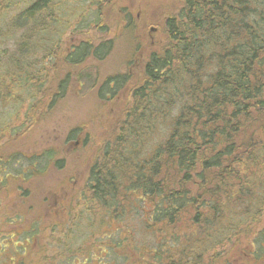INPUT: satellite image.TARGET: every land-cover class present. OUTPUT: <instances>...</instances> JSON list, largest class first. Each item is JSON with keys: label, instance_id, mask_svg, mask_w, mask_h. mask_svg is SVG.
Here are the masks:
<instances>
[{"label": "trees", "instance_id": "obj_1", "mask_svg": "<svg viewBox=\"0 0 264 264\" xmlns=\"http://www.w3.org/2000/svg\"><path fill=\"white\" fill-rule=\"evenodd\" d=\"M14 1V9H9L13 0H0V74L9 79L0 86V98L18 82L16 93L41 101L30 106V119L36 120L49 90L46 85L51 86L50 71L43 67L44 88L43 74L31 60L38 53L44 60L51 58L72 18H82L87 11L56 8L58 1L74 0ZM165 27L163 52L152 55L145 65L144 82L133 91L110 149L91 168L83 203L85 212L104 213L106 235L114 234V230L107 233L114 221L140 214L146 237L138 246L134 228H123L99 248L113 264H199L200 248L214 237L216 249L241 243L252 246L249 255H260L264 253V0H185L178 15L166 19ZM8 40H13L9 50ZM110 44L74 47L69 61L76 65L90 56L101 60ZM3 60L7 66H1ZM111 81L98 92L100 99L113 97L108 91ZM126 81L119 76L112 84L118 88ZM175 104L180 108L167 135L146 150L143 138ZM34 158L30 172L20 170L13 176L7 168L16 163L7 167L11 160L0 158V190L15 179L36 175L40 170ZM127 248L142 250L143 255L137 258ZM21 250L25 252V247Z\"/></svg>", "mask_w": 264, "mask_h": 264}, {"label": "rangeland", "instance_id": "obj_2", "mask_svg": "<svg viewBox=\"0 0 264 264\" xmlns=\"http://www.w3.org/2000/svg\"><path fill=\"white\" fill-rule=\"evenodd\" d=\"M184 1L56 3V8L66 7L78 13L86 10L87 14L72 18L51 58L44 60L38 53L31 60L43 74L41 81L47 76L43 67L50 71L51 86L46 85L49 90L44 92L43 105L40 104L43 108L36 111V120L30 119V106L41 101L21 91L16 93L18 82L8 86L0 98V158L11 160L7 167L16 163L6 167L12 176L20 170L30 172L34 156L40 170L36 175L15 179L0 190V249H5L0 251V264H113L108 262L101 245L107 237L114 238L128 227L134 228V241L141 246L146 236L140 227V214L130 213L123 222L114 221L107 228V233L114 230V234L106 235L104 213L84 211L85 189L91 180L92 166L112 145L131 105L133 91L144 82L145 65L152 55L163 52L166 19L178 15ZM15 2L9 9H14ZM8 41L9 50L13 40ZM110 42V51L101 60L90 56L76 65L69 61L73 60L70 51L74 47ZM7 65L1 61L2 67ZM119 76L127 81L117 88L112 82ZM109 79L112 86L108 91L114 95L100 99L98 92ZM8 81L7 74H0V86ZM42 82L45 88V81ZM7 93L13 96L6 97ZM179 108L180 104L170 106L166 110L168 118L154 122L151 133L143 138L146 150H152L166 136ZM169 241L167 237L166 242ZM212 241L200 248L199 264H225L224 260L230 264H264V253L248 254L252 246L229 242L216 249L217 239ZM127 249L137 258L143 255L142 250Z\"/></svg>", "mask_w": 264, "mask_h": 264}, {"label": "bare ground", "instance_id": "obj_3", "mask_svg": "<svg viewBox=\"0 0 264 264\" xmlns=\"http://www.w3.org/2000/svg\"><path fill=\"white\" fill-rule=\"evenodd\" d=\"M88 6V5H87ZM262 6V5H261ZM83 7V6H82ZM258 7V6H257ZM82 9V8H81ZM79 19V18H78ZM95 39V38H94ZM23 51V50H22ZM23 53V52H22ZM27 53V52H26ZM26 60V59H25ZM155 62V61H154ZM28 64V63H27ZM4 65V64H3ZM20 67V66H19ZM22 67V66H21ZM71 67V66H70ZM182 70V69H181ZM23 71V70H22ZM184 75V74H183ZM211 75V74H210ZM16 76V75H15ZM203 76V75H202ZM21 77V76H20ZM179 78V77H178ZM177 78V79H178ZM173 79V78H172ZM181 79V78H180ZM175 82H176V80H174ZM178 81V80H177ZM168 82V81H167ZM171 84V83H170ZM173 84V83H172ZM147 86V85H146ZM178 86V85H177ZM174 88V87H173ZM138 89V88H137ZM175 89V88H174ZM167 90V89H166ZM178 90V89H177ZM187 90V89H186ZM180 91V90H179ZM182 91V90H181ZM180 91V92H181ZM159 92H160V90H159ZM176 92V91H175ZM175 94V93H174ZM151 95V94H150ZM133 96V95H132ZM184 96V95H183ZM187 96V95H186ZM170 97V96H169ZM178 97V96H177ZM170 100V99H169ZM168 100V101H169ZM175 100V99H174ZM150 101V100H149ZM165 101V100H164ZM156 103V102H155ZM164 103V102H163ZM181 103V102H180ZM149 105V104H148ZM171 105V104H170ZM169 105V106H170ZM178 106H179V104H178ZM168 107V106H167ZM143 108V107H142ZM141 108V109H142ZM153 108V107H152ZM166 108V107H165ZM151 109V108H150ZM161 109V108H160ZM152 110V109H151ZM156 110V109H155ZM162 111V110H161ZM164 111V110H163ZM162 111V112H163ZM225 111V110H224ZM140 113V112H139ZM141 114V113H140ZM144 114H146V113H144ZM131 116V115H130ZM143 116V115H142ZM160 116V115H159ZM158 116V117H159ZM224 116V115H223ZM174 117V116H173ZM166 118H168V117H166ZM220 118V117H219ZM134 119V118H133ZM158 119V118H157ZM228 119V118H227ZM226 119V120H227ZM229 120V119H228ZM239 120V119H238ZM232 121V120H231ZM133 122V121H132ZM235 122V121H234ZM247 122V121H246ZM131 123V122H130ZM149 123V122H148ZM162 123V122H161ZM238 123V122H237ZM136 124V123H135ZM241 124V123H240ZM127 125V124H126ZM189 125V124H188ZM188 125H186V126H188ZM226 125V124H225ZM194 126V125H193ZM202 126V125H201ZM184 127V126H183ZM226 128H228V127H226ZM134 129H135V127H134ZM166 129V128H165ZM177 129V128H176ZM209 129V128H208ZM136 130V129H135ZM210 130V129H209ZM240 130V129H239ZM247 130V129H246ZM165 131V130H164ZM163 131V132H164ZM169 131V130H168ZM248 131V130H247ZM120 132V131H119ZM154 132V131H153ZM178 132V131H177ZM199 132V131H198ZM235 132V131H234ZM167 133V132H166ZM181 133V132H180ZM223 133H225V132H223ZM114 134V133H113ZM137 134H139V133H137ZM136 134V135H137ZM162 134V133H161ZM199 134V133H198ZM203 134H204V132H203ZM206 134V133H205ZM222 134V133H221ZM130 135V134H129ZM158 135V134H157ZM167 135V134H166ZM179 135V134H178ZM76 136V135H75ZM132 136H134V135H132ZM185 136V135H184ZM189 136V135H188ZM229 136V135H228ZM141 138V137H140ZM168 138V137H167ZM179 138V137H178ZM192 138V137H191ZM126 139V138H125ZM138 139V138H137ZM158 139V138H157ZM247 139V138H246ZM169 140V139H168ZM194 140V139H193ZM218 140V139H217ZM158 141V140H157ZM163 141V140H162ZM221 142V141H220ZM135 143V142H134ZM139 143V142H138ZM112 144V143H111ZM157 144V143H156ZM181 144V143H180ZM223 144V143H222ZM117 145V144H116ZM162 145V144H161ZM244 145V144H243ZM105 147V146H104ZM144 147V146H143ZM146 147V146H145ZM215 147V146H214ZM239 147H241V146H239ZM118 148V147H117ZM160 148V147H159ZM249 148V147H248ZM133 149V148H132ZM158 149V148H157ZM234 149V148H233ZM109 150V149H108ZM142 150V149H141ZM212 150V149H211ZM217 150H219V149H217ZM120 152V151H119ZM202 152V151H201ZM134 153H135V151H134ZM264 153V152H263ZM100 155V154H99ZM108 155V154H107ZM130 155V154H129ZM139 155V154H138ZM136 156V155H135ZM152 157V156H151ZM100 158V157H99ZM105 160V159H104ZM125 160V159H124ZM139 160V159H138ZM131 161V160H130ZM143 162V161H142ZM93 164V163H92ZM84 183V182H83ZM94 184V183H93ZM239 189V188H238ZM238 189H237V191H238ZM170 190V189H169ZM165 192V191H164ZM232 192H234V191H232ZM158 197V196H157ZM112 204V203H111ZM104 205V204H103ZM218 213V212H217ZM212 215V214H211ZM210 215V216H211ZM203 217V216H202ZM206 218V217H205ZM213 222V221H212ZM211 223V222H210ZM209 228V227H208Z\"/></svg>", "mask_w": 264, "mask_h": 264}]
</instances>
